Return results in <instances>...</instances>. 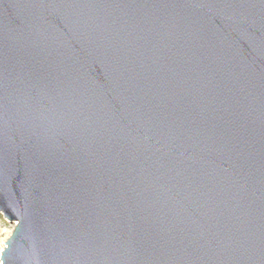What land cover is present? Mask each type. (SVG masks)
<instances>
[{
  "label": "water",
  "instance_id": "1",
  "mask_svg": "<svg viewBox=\"0 0 264 264\" xmlns=\"http://www.w3.org/2000/svg\"><path fill=\"white\" fill-rule=\"evenodd\" d=\"M0 264H264V0H0Z\"/></svg>",
  "mask_w": 264,
  "mask_h": 264
},
{
  "label": "rangeland",
  "instance_id": "2",
  "mask_svg": "<svg viewBox=\"0 0 264 264\" xmlns=\"http://www.w3.org/2000/svg\"><path fill=\"white\" fill-rule=\"evenodd\" d=\"M12 223L6 220L0 212V253L4 246V242L12 230Z\"/></svg>",
  "mask_w": 264,
  "mask_h": 264
},
{
  "label": "bare ground",
  "instance_id": "3",
  "mask_svg": "<svg viewBox=\"0 0 264 264\" xmlns=\"http://www.w3.org/2000/svg\"><path fill=\"white\" fill-rule=\"evenodd\" d=\"M13 225V224H12Z\"/></svg>",
  "mask_w": 264,
  "mask_h": 264
}]
</instances>
